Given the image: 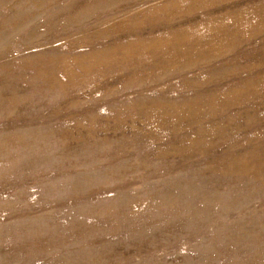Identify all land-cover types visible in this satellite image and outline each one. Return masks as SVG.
Segmentation results:
<instances>
[{
    "label": "rangeland",
    "instance_id": "374dc122",
    "mask_svg": "<svg viewBox=\"0 0 264 264\" xmlns=\"http://www.w3.org/2000/svg\"><path fill=\"white\" fill-rule=\"evenodd\" d=\"M0 264H264V0H0Z\"/></svg>",
    "mask_w": 264,
    "mask_h": 264
}]
</instances>
